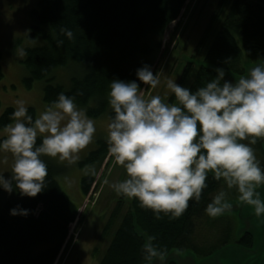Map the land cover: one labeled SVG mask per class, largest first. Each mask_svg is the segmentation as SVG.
Returning <instances> with one entry per match:
<instances>
[{"label": "clouds", "instance_id": "1", "mask_svg": "<svg viewBox=\"0 0 264 264\" xmlns=\"http://www.w3.org/2000/svg\"><path fill=\"white\" fill-rule=\"evenodd\" d=\"M60 31L75 39L72 30ZM61 45L63 40H57V46ZM19 55L27 53L20 49ZM215 72L214 79L194 92L169 79L167 88L175 95V103L164 102L159 95L145 98L136 81H110L106 143L109 155L126 174L110 186L117 195L136 199L157 220L162 214L179 218L190 201L199 202L210 173L228 189H235L239 202L250 206L256 217L264 215V200L257 190L264 185V168L252 147L264 139V63L233 81L224 79L223 68ZM136 75L153 88L160 82L148 65L137 69ZM9 119L0 131V152L11 155V176L6 179L0 172V188L9 194L18 190L29 198L47 185L48 165L43 158L76 164L97 130L75 97L63 92L35 117L23 99L16 100ZM85 173L94 174V169L87 166ZM226 196L221 190L207 204L209 217L231 210ZM10 214L27 215L28 210L17 206ZM155 241V236L148 235L142 245L147 264L163 262L168 255V249Z\"/></svg>", "mask_w": 264, "mask_h": 264}, {"label": "trees", "instance_id": "2", "mask_svg": "<svg viewBox=\"0 0 264 264\" xmlns=\"http://www.w3.org/2000/svg\"><path fill=\"white\" fill-rule=\"evenodd\" d=\"M190 0H40L30 12V39L42 44L27 50L24 65L29 77L24 79L28 89L36 81H44L43 99L46 106L58 94L74 96L78 106L86 109L91 118H99L108 106L110 81H136L141 89L146 86L138 80L136 71L144 65L153 71L163 48L168 28L177 22ZM221 0L219 6L225 4ZM68 28L75 39L69 40L61 33ZM57 40L63 45L57 46ZM204 39L201 41V45ZM247 58L264 63V0H234L220 30L205 55L204 63L235 74H243V60ZM226 61H228L226 63ZM74 71L69 86L54 83L58 70ZM187 67L180 86L188 75ZM58 74V73H57ZM217 75L212 69L200 67L190 86L193 92L206 85ZM3 77L0 67V79ZM82 93V94H80ZM96 102L90 107L91 101ZM172 100H175V95ZM1 107V105H0ZM14 108H7L0 117V129L10 123ZM29 114L36 116L34 108ZM109 155L106 141L79 163L81 167L93 165L100 168ZM47 185L35 198L22 197L18 202L0 206V264H55L65 242L70 226L79 218L80 208L61 188L57 176L62 169L47 157ZM87 176L81 190L87 197L96 180ZM222 180L208 176V187L199 202L190 201L186 212L179 218L161 215L155 219L150 210L132 199L101 264H147L143 260L144 238L156 237L155 243L173 250H193L200 253L192 242L194 219L201 216L211 202V195ZM125 199L126 197H122ZM122 200L111 215L105 230H109L119 217ZM19 206L27 215H11ZM137 226V227H136ZM242 246L250 248L253 237L245 233L238 238ZM170 264H175L171 262Z\"/></svg>", "mask_w": 264, "mask_h": 264}, {"label": "rangeland", "instance_id": "3", "mask_svg": "<svg viewBox=\"0 0 264 264\" xmlns=\"http://www.w3.org/2000/svg\"><path fill=\"white\" fill-rule=\"evenodd\" d=\"M39 1L0 0V67L3 74L0 79V117L7 108H15V101L18 99H23L28 109L34 108L36 116L46 107L43 99L45 82L36 81L31 89L25 86L24 79L29 77L24 65L27 55H19L20 49H24L27 53L28 49L42 44L41 40L33 44L29 37L30 12L37 8ZM220 1L190 0L187 3L180 19L166 32L161 54L153 70L154 74L158 73L160 82L155 88L150 85L144 87L145 98L159 95L164 102L175 103L176 99L172 100L174 94L167 88V81L171 79L180 85L187 67L190 71L182 87L190 88L234 0H226L225 4L219 6ZM203 39L204 43L201 45ZM258 63L262 62L245 58L242 62L245 71L243 74L225 71L224 78L227 81L238 80L240 76L248 75L247 68L250 70ZM73 72L58 70L54 83L68 87ZM96 105L94 100L89 104L90 107ZM109 117V112H106L99 118H93L97 129L93 142L80 153L81 159L76 164L68 165L67 162L61 163L58 159L47 157L62 169L57 176L58 182L63 191L80 208L79 218L70 226L68 239L55 264H101L116 230L130 208L132 199H123V196L117 195L110 186L126 178L124 168L117 165L113 157L108 155L98 169L89 165L94 169V174H86L87 166L79 165L97 148L99 141H106ZM2 138L3 136L0 135V139ZM255 152L261 162L256 149ZM11 165V155L0 152V172L6 179L11 176ZM87 176H95L96 182L86 197L81 190V182ZM106 180L108 183H105ZM221 190L227 193L226 198L232 204L231 209L234 210L227 211L217 218H211L204 212L194 219L192 242L200 253L183 250L177 254L176 250H173L163 262L154 260L153 264H164L168 261H173L175 264H264V218L256 217L250 206L241 204L236 190L228 189L223 180L219 188L210 196L211 201ZM257 190L264 200V185ZM21 200L16 190L9 194L0 188V206ZM121 200L120 215L107 231L106 226ZM247 231L254 235L251 248L236 243L241 234Z\"/></svg>", "mask_w": 264, "mask_h": 264}, {"label": "flooded vegetation", "instance_id": "4", "mask_svg": "<svg viewBox=\"0 0 264 264\" xmlns=\"http://www.w3.org/2000/svg\"><path fill=\"white\" fill-rule=\"evenodd\" d=\"M252 147H254V149L257 150V153H258V156L259 158L261 159V167L264 165V141H260L258 139L257 143L255 145H253ZM245 234V233H244ZM242 237V234L240 236V238ZM253 241H254V237H253ZM236 243L241 245L240 242H239V239L236 240ZM242 246V245H241ZM253 246V243L251 245V247ZM250 247V248H251ZM248 248V247H247Z\"/></svg>", "mask_w": 264, "mask_h": 264}, {"label": "water", "instance_id": "5", "mask_svg": "<svg viewBox=\"0 0 264 264\" xmlns=\"http://www.w3.org/2000/svg\"><path fill=\"white\" fill-rule=\"evenodd\" d=\"M205 67V68H207V69H212L214 72H215V68L214 67H212V66H209V65H207V64H202L201 65V67ZM247 68V67H246ZM246 71H250V70H248V68H247V70ZM245 72V71H244ZM235 74V73H234ZM225 79V78H224ZM226 80V79H225ZM260 141H264V139H259ZM231 210H234V209H231ZM262 218H264V215H262L261 216ZM137 227V226H136ZM136 232L140 235V236H142L144 239L146 238V235L137 227V229H136ZM245 233H249V234H251L252 235V237H254V235H253V233L252 232H249V231H247V232H245ZM250 252H253V251H250ZM171 262H173V261H168V262H165L164 264H170ZM154 263V262H153ZM158 264V263H157Z\"/></svg>", "mask_w": 264, "mask_h": 264}]
</instances>
